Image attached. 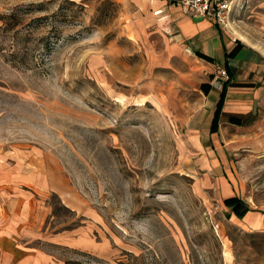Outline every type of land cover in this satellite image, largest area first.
<instances>
[{
    "label": "rangeland",
    "instance_id": "obj_1",
    "mask_svg": "<svg viewBox=\"0 0 264 264\" xmlns=\"http://www.w3.org/2000/svg\"><path fill=\"white\" fill-rule=\"evenodd\" d=\"M224 1L217 27L264 55V0ZM155 13L0 0L1 227L46 264H264V105L192 145L208 69Z\"/></svg>",
    "mask_w": 264,
    "mask_h": 264
},
{
    "label": "crops",
    "instance_id": "obj_2",
    "mask_svg": "<svg viewBox=\"0 0 264 264\" xmlns=\"http://www.w3.org/2000/svg\"><path fill=\"white\" fill-rule=\"evenodd\" d=\"M153 6L155 14L169 16L178 37L208 69L207 79L199 86L205 99L204 109L197 113L189 126L192 145H196L198 150L208 149L206 145H231L232 140L226 136V130L243 128L264 105V55L254 47L225 35L213 20L184 12L173 0H153ZM230 52L233 53L228 56ZM220 67H227L232 78L226 88L218 129L211 132L222 84L227 80L216 74ZM232 197L238 198L231 195L223 200ZM244 204L248 210L241 217L230 211L238 219L254 211ZM1 225L0 219V264H46L35 253L22 251L15 239L16 232Z\"/></svg>",
    "mask_w": 264,
    "mask_h": 264
},
{
    "label": "built area",
    "instance_id": "obj_3",
    "mask_svg": "<svg viewBox=\"0 0 264 264\" xmlns=\"http://www.w3.org/2000/svg\"><path fill=\"white\" fill-rule=\"evenodd\" d=\"M184 12L194 16L213 20L217 25H225L227 1L224 0H173ZM216 74L228 78L225 68L217 69Z\"/></svg>",
    "mask_w": 264,
    "mask_h": 264
},
{
    "label": "trees",
    "instance_id": "obj_4",
    "mask_svg": "<svg viewBox=\"0 0 264 264\" xmlns=\"http://www.w3.org/2000/svg\"><path fill=\"white\" fill-rule=\"evenodd\" d=\"M232 53L233 52H230L228 54V56H230ZM226 71H227L228 78L222 84V89L220 92L219 100L216 104L213 119L211 122V127H210L211 132H216L218 129V118H219V114H220L221 109H222L223 100H224L225 93H226V88L229 84V81L232 78V73L230 72V70L227 67H226ZM223 205L238 217H241L248 210L246 205L244 204V202L242 200H240L239 198H236V197H232V198H228V199L223 200ZM63 264H81V263L77 262V261H68V262H65Z\"/></svg>",
    "mask_w": 264,
    "mask_h": 264
},
{
    "label": "bare ground",
    "instance_id": "obj_5",
    "mask_svg": "<svg viewBox=\"0 0 264 264\" xmlns=\"http://www.w3.org/2000/svg\"><path fill=\"white\" fill-rule=\"evenodd\" d=\"M159 11V10H158ZM158 13V12H157Z\"/></svg>",
    "mask_w": 264,
    "mask_h": 264
}]
</instances>
